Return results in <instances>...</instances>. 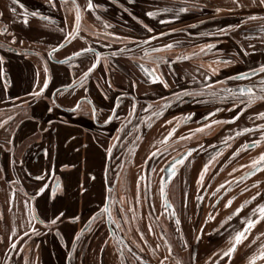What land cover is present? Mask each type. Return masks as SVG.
Returning a JSON list of instances; mask_svg holds the SVG:
<instances>
[{"label":"crops","instance_id":"crops-1","mask_svg":"<svg viewBox=\"0 0 264 264\" xmlns=\"http://www.w3.org/2000/svg\"><path fill=\"white\" fill-rule=\"evenodd\" d=\"M163 2L92 0L95 7L88 9V0H75L81 10L80 31L74 39L66 41L65 35L75 27L76 9L71 0H20L24 9L14 0H0V29L7 28V32L0 31V56L4 57L0 65L3 68L0 74V264H25L26 261L27 264H121L116 243L110 239L101 216L83 236L74 238L105 203L111 164V154L106 149L115 145V137H120V145L124 142V149L137 136L132 131L123 132V118L134 117L135 112L139 117L148 105H152L150 110L158 109L157 112L163 106V113L153 115L143 129L129 156L127 182L118 185L120 206L115 210V218L122 220L129 234L126 238L157 264L161 261L164 264L178 261L180 264H213L214 261L215 264H248L250 256L264 245V221H260L245 233L246 239L237 245L230 258L220 261L212 257L213 252L227 250L234 233L245 227L247 218L253 217L252 210L264 203V170L257 177L243 179L250 162L264 152V141L233 155L241 145L260 141L262 129L257 125H264V119L257 114L264 112V99L258 98L244 107L240 99L246 100V97L238 89L252 85L254 77L262 73L255 68V75L250 69L225 74L218 64L236 60L234 57L238 55L250 62L264 61V32L261 31L264 5L254 6V0ZM182 8L187 11H181ZM25 10L37 11L40 16L29 15L28 23L24 24L21 16ZM149 11L156 15L147 16ZM249 16L260 17L248 20ZM228 25L240 27L228 28ZM149 36L156 38L144 44ZM228 41L241 46L243 52H237L238 55L231 52L229 56L220 53L221 46ZM61 43L65 45L51 52ZM165 44L173 47L163 49ZM207 44L215 47L201 51ZM147 47L161 51L145 56ZM81 48L102 53L98 66L84 79L81 76L91 66L95 52L72 56ZM130 48L134 49L130 51ZM123 49H127L123 55H104ZM157 56L162 58L159 62L154 59ZM181 56L189 58L177 59ZM69 57L68 63H60ZM45 66L48 86L40 97H33L29 94L43 86ZM154 67L168 83L167 88L158 81L153 83L146 75L144 68ZM239 73H248L244 79L248 82L241 81L238 85L243 79H229ZM185 91L191 95L183 94ZM254 92L260 94L256 88ZM174 94H180V98ZM77 102L79 108L71 110ZM233 102L237 107H233ZM133 104L135 112L129 115ZM93 107L98 111L97 117L93 115ZM114 107L115 118L105 124ZM238 112L239 119L231 123H211L231 121ZM185 116L190 118L180 119ZM177 123L173 136L161 143ZM205 123L210 125L209 129L195 131ZM242 128L254 131L236 136L235 132ZM180 136L190 138L181 140ZM230 136L232 139H228ZM226 144L238 148L223 160V155H219V164L216 170L213 168L219 174L212 186L208 184L213 194L197 199L194 188L199 185L196 181L204 156L226 152ZM190 148L196 151L186 157L181 170L185 174L179 185L183 193L179 202L182 208L175 215L170 199L165 204L160 195L161 178L166 177L171 158L185 155ZM157 150L161 153L159 156L151 155ZM38 176L46 178L38 180ZM57 181L61 188L55 196L50 188L37 195L42 185L55 186ZM220 185L223 188L218 189ZM258 191L261 196H256ZM253 196H256L254 200ZM233 197L232 204L225 207ZM246 200L250 203L233 215ZM159 209L166 210L163 213L171 221V228L173 219L182 222L179 253L163 248L161 237L154 231L152 220ZM59 212L64 216L56 225H49L48 221ZM33 214L36 219H32ZM209 215L213 219L209 220ZM73 216L79 219L70 221ZM173 230L177 232L176 227ZM175 237L178 238L177 233ZM136 239L144 244L143 250L135 243ZM13 242L17 247L10 249L9 244ZM189 250L193 257L184 261L180 254ZM70 251L72 255L68 256ZM256 264H264V260Z\"/></svg>","mask_w":264,"mask_h":264},{"label":"snow or ice","instance_id":"snow-or-ice-1","mask_svg":"<svg viewBox=\"0 0 264 264\" xmlns=\"http://www.w3.org/2000/svg\"><path fill=\"white\" fill-rule=\"evenodd\" d=\"M14 3L18 4L19 7L21 9H24V5L20 3V0H14ZM259 3L261 5H264V0H259ZM72 4L73 6L75 7L76 9V12H75V27L67 32V34L65 35L64 37V40L66 41H70V39H74L77 34L79 33L80 31V21H81V13H80V8H79V5H77L75 3V0H72ZM242 6V5H241ZM95 6L94 4L92 3V0H88V3H87V8L88 9H93ZM12 12H16V8H12L11 9ZM181 11H187V9H181ZM217 11H219V9H217ZM29 15L33 16V17H37V16H40V13H38L37 11H32L31 13H28L26 10L22 13V16H21V19H22V23L24 24H27L28 23V17ZM147 16L149 17H152V16H155L156 15V12L154 11H149L146 13ZM40 18H44V17H40ZM248 20H255L257 19V17L255 16H249L247 18ZM163 23V21H162ZM106 27H110V25H105ZM144 27L147 29L148 32H152V29L151 28H148L147 25H144ZM232 27H237L239 28L240 25H235V26H232V25H228V28H232ZM0 31H3V32H7V28H3V29H0ZM61 31H63V29H61ZM220 31L221 33L224 32V29H220L218 30ZM261 31L264 32V27L261 28ZM108 35H112L111 33H109ZM156 37L155 36H149L146 40L143 41L144 44H147L149 40H154ZM15 36L12 37V40L13 42H15ZM20 43H23V41H20ZM60 47H63V44H58L55 48H52L51 49V52H56ZM173 47L172 44H165L163 45V49H168V48H171ZM213 47H215V45H212V44H207L205 45L201 51H204L205 49H212ZM92 49L91 48H81L79 49L78 51H75L72 53V56H81V55H86L88 52H91ZM122 51H127V49H123ZM151 52H159L161 51L160 48H152L150 50ZM117 53L116 52H112L111 55L112 56H115ZM144 54L145 56H148L149 55V50L148 49H145L144 50ZM244 55H248V53H244ZM189 57L187 56H181V57H177V59H188ZM71 58H66L64 61H60V63H68L69 60ZM102 59V53H94V60L93 62L91 63V66L87 69V71H85L82 76H81V79H84L85 77L88 76L89 73H91L93 71V69H95L97 67V65L100 63ZM105 60L107 58H104ZM156 62H159L162 58L161 57H155L154 58ZM4 62V57L3 56H0V65H2ZM141 67H143V65H141ZM217 69H214L213 71H216ZM44 71L46 73V76H45V79L43 80V86L39 87L38 90H34L33 92H31L29 95L33 96V97H40L44 91H45V88H47L48 86V83H49V77L47 76V72H48V69H47V66H45L44 68ZM144 71L146 73V75H148L149 77H151L152 79V82L155 83V82H160L163 84V86L165 88L168 87V83L163 79L162 75H158L157 74V71H156V68H144ZM250 71L252 72L253 75L256 74V70L255 69H250ZM258 71L260 73H264V64H261L259 65L258 67ZM3 73V68L0 67V74ZM248 76V73H239L237 74L236 76H233V77H230L229 79H246ZM75 83V82H73ZM110 86V85H109ZM207 87V86H206ZM225 91H231V90H225ZM239 93L241 96L243 97H246V100L245 99H240V104L244 107H247L249 104H251L253 102L254 99L257 98V94L254 92V89L252 86H248V87H241L238 89ZM183 94H188V95H191V93H187L186 91L183 93ZM233 95H235V93H232ZM176 95V98L179 99L180 98V94H174ZM118 99V98H117ZM237 99H239V97H237ZM259 99H264V83H262L260 85V95H259ZM53 103H55V101H53ZM167 102H165V106H166ZM79 102H77L76 104V108L75 109H71V110H76L79 108ZM115 107H118V104L115 106ZM115 107L113 108V114L112 115H109L107 117V119L104 121L105 124L109 123L111 120H113L115 118ZM233 107H237L236 103L233 102ZM135 104H133L131 106V110L129 112V115H132L134 112H135ZM152 108V105H148V108L147 109H142L143 111L147 112L148 110H150ZM48 111H52L51 108L48 109ZM217 111H219V109H217ZM242 111V109H241ZM92 112H93V115H95V108L93 107L92 109ZM163 113V106L161 108V110L159 112H155L153 113V115H162ZM209 115H213V113H209ZM261 119H264V112H260L257 114ZM239 116H240V112L237 113L236 116H233L232 117V120L231 121H221V120H213L211 123L212 124H223V123H231L235 120H238L239 119ZM190 117L189 116H185V117H181L180 119L181 120H187L189 119ZM174 120H176V118L174 117L173 118ZM49 123H51V121H49ZM166 124H172V121H165ZM150 126V125H149ZM178 123L176 126H173L167 133V135H165L163 137V140L161 141V143L163 142H167L169 140L170 137L173 136V134L175 133L176 131V127H178ZM257 127H260L262 129L261 131V135H260V141H253L251 142V146L252 147H256L261 141H264V125H257ZM210 128V125L205 123L204 125H202L201 127L197 128L195 131L196 132H204L205 129H209ZM253 129L251 128H242L240 129L239 131L235 132V135L236 136H239L245 132H250L252 131ZM187 138H190V137H185V136H180L179 139L181 140H184V139H187ZM116 140H119L120 137H115ZM228 139H232V137H228ZM114 145H110L108 147V149H106V152L108 154H111L112 152V147ZM226 146H230V145H227ZM249 147V144H244L241 146V148L237 149L235 152H233V155H237L242 149L244 148H247ZM196 149L194 148H190L187 150V152L185 153L184 156H179L177 158L174 159L173 163L171 164L170 168L166 169L168 175L167 177L165 178H161V183H160V195L161 197L164 199L165 201V204L168 203L167 201V180H170L172 178V176L175 175L176 173V170H177V166L178 165H181V164H184L185 163V159L187 156H190L193 152H195ZM161 153L159 150H157L155 153H152L151 155H155V156H159ZM217 156L221 155V153L217 152L216 154ZM215 156L209 160L207 163H205L203 165V168L202 170L200 171L199 173V177L196 181L197 184H202L204 182V177H205V174L208 172V169H209V166L212 164L213 160H215ZM165 163H167V161H165ZM251 169L246 175H253L255 171H261L262 169H264V152H262L258 158L256 159H253L251 162ZM243 167V165L241 166ZM233 171H235V169H233ZM46 177L44 176H38L36 177V179L38 180H44ZM92 179H94V177H91ZM225 183H228V181H225ZM257 184L259 183V181L256 182ZM255 186V185H254ZM50 188L51 190V194L53 196L56 195L57 193V190L61 188V185L59 183V181H57L56 185L55 186H49L47 184H44L42 185L38 191H37V195H39L40 193H44L46 189ZM219 188H223V185H220L218 186V189ZM83 190V189H81ZM245 191H247V188H245ZM262 193L261 192H256V196H261ZM256 196H253L251 199H255ZM197 199H201V197H197ZM232 199L233 198H230L228 199L227 203L225 204V207H229L231 204H232ZM27 203V202H26ZM250 203L249 200H246L244 201L243 204L240 205V207L236 208L235 212L233 213V215H236L237 213H239L241 211V209L244 207L245 204H248ZM34 209H33V213H34ZM253 217H249L247 218L246 220V225L245 227L240 230V231H236L234 233V236L232 237V243L230 244V246L227 248L226 251H223V252H213L212 254V257H216L218 260L222 261L224 258H230L232 256V254L236 251V248H237V245H239L240 243H242V241L244 239H246V236H245V233L250 231V229L252 227H254L256 225V223L260 222V221H264V203H261L259 205H257L256 208H254L253 210ZM110 210L108 208L107 205H105L102 209H100L99 213L98 214H93V216L90 218V219H95L97 217V215H103L104 213H109ZM64 216V213L63 212H59L58 214H56L55 216H53V218H51L49 221H48V224L49 225H56L57 222L60 221L61 217ZM32 219H36V216L33 214L32 215ZM70 221L72 222H75L76 220L79 219V216H73V217H70L69 218ZM208 219H213V217L211 215H209ZM228 219L230 220L231 219V216L228 217ZM41 223H44V221H40ZM176 223L177 225H179L180 221L179 219L176 220ZM31 231L33 233H35V229L32 228ZM83 229L81 230V232H77L75 234V238L74 239H79L81 233H82ZM13 232H15V229H13ZM200 236H196L195 239L196 240H200ZM165 244L167 245L168 247V251L171 252V245L168 244V242L165 240ZM17 245L13 242V243H10L9 244V248L10 249H13V248H16ZM159 247V246H157ZM72 253L71 251L68 253V256H71ZM121 255H123V252L121 251ZM212 257H210L209 259L211 260ZM139 259V258H138ZM167 259V257L165 258ZM258 260H264V245H260V248L258 250L257 253H253L249 260H248V264H256V262ZM25 264H27V261L25 262ZM160 264H164L163 261L160 262ZM177 264H180V262L178 261ZM213 264H215V261L213 262Z\"/></svg>","mask_w":264,"mask_h":264},{"label":"flooded vegetation","instance_id":"flooded-vegetation-1","mask_svg":"<svg viewBox=\"0 0 264 264\" xmlns=\"http://www.w3.org/2000/svg\"><path fill=\"white\" fill-rule=\"evenodd\" d=\"M132 49H134V48H130L129 50L131 51ZM146 49H148L149 53H151V51H150L152 49L151 47H147ZM111 53L112 52H109V53H106L104 55H111ZM117 53H118V55H121V54H124L125 51H119ZM254 82L251 83L252 85H248V86H252L253 89L256 88V89L260 90V85L262 83H264V80L262 79L260 82H255V83ZM259 95L260 94H257V98H256L257 100L259 98ZM256 99L253 100L254 103H255ZM157 111H158V109H152L149 112H145V113L144 112H140V116L139 117L137 116V113L135 112V116L134 117H131V116L124 117L122 125H121V127L123 128L122 129L123 132L124 131H127V132L132 131V132H135L136 133L135 135H137V136H135L134 140H132L131 143L128 144L126 146V148H124V149H123L124 142L123 143L121 142L122 144L120 145L119 140H117L115 142V145L112 148L113 150L111 152L110 158L111 159L114 158L115 161L118 160V165H117V167L115 169L116 170L115 173L114 172L112 173V176H110V170H109L108 178H107L108 179V189H107L108 192H107L106 200H105V203H104L103 207L106 205V201L108 199V196H110V199H111L110 200L111 213H112V216H113L115 222L117 223V226H118L119 230H117L112 224L114 232L113 233L111 232V230H110V228L108 226L106 214L104 213L103 215H97V217L95 219H90V221L87 222L86 227L83 228V232L81 233V236H83L84 233H86L90 229V227L94 224L95 220L98 217L101 216L103 218L106 226H107V230H108V234H109L110 239H112L116 243L117 253L119 255L121 264H146L144 261H147V262H149L151 264H157V263H155L153 260H151L148 257V254H146L145 252H143L140 249H138L137 246L132 244V242L129 241L126 238L127 232L123 228L124 224H122L123 223L122 220H117L115 218V210L117 209L118 206H120V201H119V198H118V185H123V183H125V181L127 182L128 169H129V167H127V163H128V161L130 159L129 156H130V154L132 152V147H134L137 144V142L139 141V139L141 138V136H142V134L144 132L143 129H145L146 125L151 120V118L153 116V113H155ZM97 113H98V111L95 109V116L96 117H97ZM116 113H117V110H115V114ZM253 131L254 130L250 131V133H252ZM247 144H249L251 146V143H247ZM249 147H247V148L249 149ZM117 148L119 150L120 149H122V150L119 151V150H117ZM181 156H184V155H181ZM175 158H177V157L171 158V162H170L169 166L166 169L170 168V166L173 163ZM110 166H111V164H110ZM109 169H110V167H109ZM182 169H183V164L178 165L175 175L172 176V178L170 180H167V185H168V187L166 189V191H167V201H169V199H170L168 197V194H169V190L173 187L172 183L173 182L177 183V181H178V183L180 185L181 178L183 180L185 179V174L183 175L181 173ZM250 170H252L251 167H250ZM250 170H248V172ZM262 170H264V169H262ZM261 171H255V172H257L259 174ZM165 174H166V177H167V175H168L167 171H165ZM177 201H178V199H177ZM99 211L96 212L95 214H98ZM152 224L154 225V221L153 220H152ZM121 237L125 240L126 244L122 241ZM165 247L168 249L166 244L163 245V248H165ZM171 249L174 250L173 247H171ZM121 251L123 252V255H121Z\"/></svg>","mask_w":264,"mask_h":264},{"label":"rangeland","instance_id":"rangeland-1","mask_svg":"<svg viewBox=\"0 0 264 264\" xmlns=\"http://www.w3.org/2000/svg\"><path fill=\"white\" fill-rule=\"evenodd\" d=\"M157 1H158V3H164L163 2L164 0H157ZM172 1H173V3H175L176 1H182V2L188 3V2H197L199 0H172ZM253 5L255 6V5H261V4L259 3V0L258 1L254 0V4ZM259 17H257V18H259ZM0 20H1V18H0ZM0 26H1V23H0ZM221 47H223V49H221V52L220 53H224L225 56L231 55L230 54L231 52H236V53L237 52L238 53L239 52H243L241 46H239L237 44H234L231 41L230 42L228 41L226 45H223ZM216 49H218V48H216ZM116 50H115V52L117 53L118 50L117 51ZM238 53H237V55H238ZM234 58H236V60H232L230 62L229 61L218 62V64L220 65V68L222 69V73H225V74H235L237 72L244 71L246 69H255V68H258L259 65L264 64V61H261V60H257L255 62H250L249 60H243V58H241L239 55L237 57H234ZM223 75H221V76H223ZM255 77H257V78H255ZM255 77H254V81L255 82H260L262 79L264 80V73L259 74V75L255 76ZM241 81L248 82V81H245L243 79V80H239L236 84L239 85L240 83H242ZM70 90H72V89H70ZM116 120L117 119H115L114 121H116ZM210 148H212V147H210ZM237 148L238 147L236 145H233V144H231L230 146H228V150L226 152H222L221 153L223 155L222 160L226 156H228L229 154H231L230 152L236 150ZM242 156H243V154L240 155V156H238V157H236V159L239 160ZM213 157H214L213 155L212 156H208L206 154L204 156V160H205L204 164L207 163L209 160H211ZM215 157H216L215 160H213L212 164L209 166L208 172L205 174L204 182L202 184H199L198 187L196 186V188H194L195 189V191H194L195 194L198 195L201 198L204 197V196L211 197L212 194H213V189L212 188H209L208 184L210 183V185L212 186L213 185L212 184L213 181H216V175H217L218 172L215 171V170L217 168L216 166L219 164L218 160L221 158V157H219L217 155H215ZM202 160L203 159L201 158V161ZM114 164H115V159L113 158V159H111L110 176H112V173L113 172L115 173V171H116L115 169H116L117 165H115V167H114ZM214 166H215V168H214ZM213 168L215 170H213ZM246 174L247 173L244 174L243 179L248 178V176H250V177H257V174L258 173L255 172L253 175H246ZM257 179L259 180V177ZM172 186L173 187L169 190L168 197L170 198V202L172 204L173 210L175 211L174 214L175 215H178L179 212H180L179 209L182 208V206L179 205V202H180V199L182 198L183 193H182V190H180V188H179L178 181H177V183L176 182H173L172 183ZM177 198H178V201H177ZM159 211L160 212L158 214L157 213L155 214L156 217H154V231L157 230V236H160L161 237V241H160L161 243L159 241L158 242L160 244H165V240H166L168 242V244L171 245V247H173L175 249V251H177V253H179V249H180L179 248V246H180V237H181L180 235H182V231H181L180 228H181L182 222L180 221L179 225H177L176 220L173 219L174 226H173V228H171V226H170L171 221L168 222V220H166V218L164 216V213H163L166 210L164 209L163 211H161V209H159ZM175 227L177 229V232L173 230ZM106 232H107V230H106ZM176 233H177L178 238L175 237ZM127 235L129 237V234L128 233H127ZM62 239H63V242H61V244H62L61 246L64 247L65 242H64L63 235H62ZM183 241H185V240H183ZM135 243L141 249L143 247L145 248V246L141 242V240L138 239L137 241H135ZM192 253L193 252H191L189 250L188 253L185 252L184 254H180V255H181V257L184 258V261H186V260L188 261V260L191 259V257H193V254ZM184 264H186V263H184Z\"/></svg>","mask_w":264,"mask_h":264},{"label":"water","instance_id":"water-1","mask_svg":"<svg viewBox=\"0 0 264 264\" xmlns=\"http://www.w3.org/2000/svg\"><path fill=\"white\" fill-rule=\"evenodd\" d=\"M80 8V7H79ZM80 13H81V10H80ZM80 23H81V21H80ZM72 40V39H71ZM65 45V44H64ZM63 45V46H64ZM92 51L93 52H95V53H99V51L98 50H96V49H92ZM98 66V65H97ZM94 70V69H93ZM90 74V73H89ZM110 196H108V199H107V201H106V205L108 206V208H109V210H110V212L109 213H105L106 214V218H107V222H108V226H109V228H110V230H111V232L113 233L114 232V230H113V226L117 229V230H119L118 229V226H117V223L115 222V220H114V218H113V216H112V213H111V209H110ZM112 224H113V226H112ZM122 238V237H121ZM122 241L126 244V242H125V240L122 238ZM146 264H151V263H149V262H147V261H144Z\"/></svg>","mask_w":264,"mask_h":264},{"label":"trees","instance_id":"trees-1","mask_svg":"<svg viewBox=\"0 0 264 264\" xmlns=\"http://www.w3.org/2000/svg\"><path fill=\"white\" fill-rule=\"evenodd\" d=\"M129 51V50H128ZM126 53V52H125ZM116 55H118V53L116 54ZM121 55H123V54H121Z\"/></svg>","mask_w":264,"mask_h":264}]
</instances>
